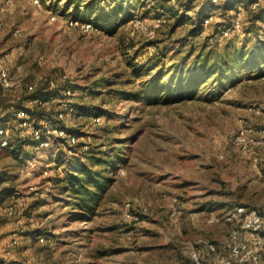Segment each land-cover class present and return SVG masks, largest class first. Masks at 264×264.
Instances as JSON below:
<instances>
[{"label": "rangeland", "instance_id": "374dc122", "mask_svg": "<svg viewBox=\"0 0 264 264\" xmlns=\"http://www.w3.org/2000/svg\"><path fill=\"white\" fill-rule=\"evenodd\" d=\"M67 1L42 0L39 7L32 0L12 5L0 0V68L8 65L15 85L0 87V114L11 111L17 128L15 109L6 107L23 103L29 85L51 91L37 77L54 79L58 95L45 102L37 119H53L63 89L72 86L77 113L62 125L84 137L73 156L57 141L40 153L29 147L20 155L11 148L0 152V207L15 205L17 210L16 217L0 216V259L6 264H189L197 239L222 245L234 227L238 205L256 209L264 202V146L244 153L234 142L246 122L259 127L247 108L264 110V78L243 70L233 85L215 88L209 81L192 98L169 104L121 98L106 87L96 93L94 82L120 75L132 81L126 90L143 91L155 79L168 83L180 66L187 67L201 53L221 59L227 50L250 49L254 42L264 48V17L258 36L246 32L247 24L225 39L221 25L231 17L226 0H178L175 10L188 19L169 34L175 18L157 16L163 22L161 33L151 36L156 13L148 10L155 0H137L142 5L131 11V20L144 16L141 26L130 28L129 22L113 35L99 30L85 34L68 25L71 19L99 23L108 19L112 7L88 12ZM209 15L213 20L205 25ZM251 17L247 14L245 21ZM129 32L136 34L134 39ZM158 39V58L148 62L156 48L145 45ZM6 55L9 64L3 63ZM143 64L142 75L133 76V66ZM64 75L72 84L59 80ZM83 105L103 111L102 122L93 123ZM103 152L123 160L108 173L110 184L96 216L80 219L79 210L69 206L72 194L56 181L71 173L75 162H88L86 153ZM254 157L262 167L259 173L252 167Z\"/></svg>", "mask_w": 264, "mask_h": 264}, {"label": "trees", "instance_id": "16d2710c", "mask_svg": "<svg viewBox=\"0 0 264 264\" xmlns=\"http://www.w3.org/2000/svg\"><path fill=\"white\" fill-rule=\"evenodd\" d=\"M130 0H68L67 2L70 5H74L78 10L81 6H84L88 12H95L97 9L104 8L105 6H111L112 11L108 15V19L104 21L91 22L99 32H104L113 35L117 32L118 28L121 25H124L131 22V27H133V20L131 11L142 5L140 1L133 0L129 5H125L126 2ZM84 2V3H83ZM234 3L235 0H226L224 8L226 12H230V18L225 20V25H229V20L234 16ZM84 4V5H83ZM177 8V7H176ZM175 5H170L169 0H155V5L148 10L155 11V16L152 22L157 19V16L169 15L171 18H175V23L172 26L169 34H173L175 30L182 26L188 17L184 13H179L175 9ZM187 8V7H186ZM147 13V11H146ZM91 14V13H90ZM123 14L122 19H116L112 21L116 16ZM249 15L252 17L248 22L245 21V18ZM264 17V6L259 8V10H252L250 7H247L246 13L243 18V28H246V32H253L258 36V22L262 21ZM141 22L144 19V16L139 17ZM155 22V21H154ZM150 26V28H153ZM163 24L156 30L157 33H161ZM223 28V25H221ZM220 30V28H219ZM244 30V29H243ZM131 32V31H130ZM129 32V35H130ZM136 35V34H135ZM135 35H130L134 39ZM156 37V36H155ZM158 43L161 41L158 39L156 42H151V45H145L146 47H155L154 53H150L149 61L151 62L154 59L158 58L159 46ZM224 53V57L221 59H212L210 54L201 53L196 56L190 65L187 67L180 66L179 70L173 75L168 83L160 81L159 79L152 80L149 84H144L145 88L142 91V88L135 90L134 88L126 90L132 81H123L120 75H116L114 79L109 80L108 78H101L94 82V87L96 88V93H99L100 89L108 88L112 90L113 93H117L121 98H133L138 100H147L148 102L154 103H163L169 104L177 101H185L192 98L196 95L198 88L211 81L216 87L215 88H224L227 85H233L236 80L239 78L240 72L243 70L254 71L257 74V77L264 78V48H261L257 42H254L253 46L250 49L247 48H234L232 53H229L227 50ZM185 59V58H184ZM160 60V59H157ZM132 74L133 76H141L143 71H145V64L142 66H133ZM45 84V83H44ZM40 86L43 87V84ZM116 86H122V89H112ZM55 90L47 91L41 87L35 88L34 92L24 94L23 101L30 102L35 99H40L43 102L52 100L57 97L58 93ZM23 102V103H24ZM23 103H18V105H8L6 110L14 108L15 110L20 109L24 106ZM41 107H34L32 111L33 117H38ZM82 111L84 114L89 116L91 119L94 116L102 117L104 114L100 109H96L91 105H83ZM46 115V114H45ZM50 115V114H49ZM50 117V116H47ZM11 111L4 112L0 114V125H6L7 122L11 119ZM52 118V117H50ZM48 119V118H45ZM92 121V120H91ZM34 141L32 138L27 137L25 140H18L13 144L11 152L15 155H20L26 147L31 148ZM83 144V143H82ZM81 145V144H79ZM86 158L88 162H83L79 160L73 164L71 173L66 174L63 178L57 180V184L62 186V189L65 192H70L72 194V201L69 206H75L79 211L80 219H86L89 221L92 217L96 216V210L99 206L100 200L104 197L107 192L108 185L110 184V179L108 173L110 170L121 163L123 159L118 157L116 154H109L103 152L101 155L96 153H86ZM81 159V158H79ZM100 168V169H96ZM8 189H4L3 192H7ZM119 251H116V253ZM0 264H6L4 260L0 259Z\"/></svg>", "mask_w": 264, "mask_h": 264}, {"label": "built area", "instance_id": "2783aa9c", "mask_svg": "<svg viewBox=\"0 0 264 264\" xmlns=\"http://www.w3.org/2000/svg\"><path fill=\"white\" fill-rule=\"evenodd\" d=\"M8 5H12L20 0H6ZM178 0H171L172 5L177 4ZM36 6H41L42 0H32ZM214 4L219 3V0H212ZM264 6V0H235L234 3V16L230 20L229 25H225L221 31V38H231L235 34L240 33L243 29V18L246 13L247 7L252 10H259ZM214 16V14H211ZM205 21V25L212 22L213 16ZM51 21H55L56 17L52 16ZM225 22V21H224ZM154 29L150 31V35L154 36L156 29L162 24L161 19H156L154 22ZM69 26L79 28L83 33L87 34L90 31L98 30L94 28L91 22L81 23L78 20L71 19ZM134 27L141 26V20L135 17L133 20ZM18 32V31H17ZM150 48V47H149ZM4 64H9L11 58L6 55ZM65 84H72L68 81L67 76H62L59 79ZM39 84H47L49 90H54L57 87V81L54 79H46L43 76L37 77ZM14 85V81L10 75V70L7 65L0 68V87L3 90H9ZM33 85L28 86V92H34ZM63 98L58 102L54 118L38 120L32 116L34 107H42L45 102L35 99L30 102H25L23 107L15 110L14 119L17 128H13L11 120L6 125H0V152L12 148L13 144L18 140H25L27 137L32 138L34 141L31 149L40 153L44 148H48L53 141H57L59 147L73 156L75 150L80 144L81 137L76 132H69L62 123L68 121L75 116L77 109L73 103L74 91L72 86L63 89ZM248 114L252 117L259 119V127L254 126L252 123H245L243 127L237 131L235 137L236 146L244 153L251 152L253 147L264 146V110L260 109L257 105H251L247 108ZM101 117L94 116L91 118L93 123L99 124ZM86 148V147H85ZM221 158H224L221 156ZM253 170L259 173L260 163L258 158H252ZM63 166L58 169L62 170ZM33 194L37 195L34 187H30ZM6 215L7 217H16L17 210L15 205H8L0 208V216ZM139 217H136L138 220ZM233 226L228 234L226 240L222 245H218L205 237L197 239L189 252V264H264V202L259 208L251 209L245 205H238L232 217ZM12 244L18 245L17 234H13ZM40 243L45 242L44 236L37 237Z\"/></svg>", "mask_w": 264, "mask_h": 264}, {"label": "crops", "instance_id": "0c3cea01", "mask_svg": "<svg viewBox=\"0 0 264 264\" xmlns=\"http://www.w3.org/2000/svg\"><path fill=\"white\" fill-rule=\"evenodd\" d=\"M253 119H257L256 117H252V120ZM259 120V119H258ZM256 156V155H255ZM261 168V170H262V167H260ZM0 208H2V207H0ZM40 235V234H39ZM212 241V240H211ZM213 242H215V241H213Z\"/></svg>", "mask_w": 264, "mask_h": 264}]
</instances>
